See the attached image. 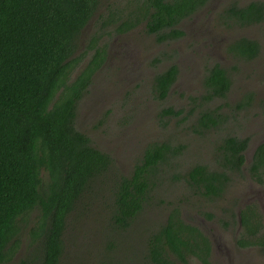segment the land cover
Listing matches in <instances>:
<instances>
[{
	"label": "trees",
	"instance_id": "16d2710c",
	"mask_svg": "<svg viewBox=\"0 0 264 264\" xmlns=\"http://www.w3.org/2000/svg\"><path fill=\"white\" fill-rule=\"evenodd\" d=\"M208 1L0 0V264H189L190 259L212 263L210 237L184 217V198L166 200L159 192L160 184L169 181L185 184L192 197H220L230 180L225 168L242 172L249 164L252 179L264 184V141L251 144L250 137L231 133L233 112L221 111L232 102L227 69L219 63L208 67L200 93L189 97L195 102L191 109L162 110L164 124L169 116L182 123L192 117L188 126L199 135L222 127L229 131L215 149L214 159L223 163L220 169L209 162L182 169L178 157L185 144L161 140L143 147L124 172L110 152L92 144L90 136L76 127L79 105L107 60L104 39L142 26L158 42L173 41L185 34L179 22ZM125 6L131 7L128 14ZM217 14L227 27L261 24L264 2L233 3ZM89 28L93 30L82 46ZM261 48L256 38L238 36L227 52L234 59L254 62L260 59ZM173 52L176 49L169 56ZM160 61L161 56H155L153 64ZM178 70L168 62L156 74L159 99L168 96ZM257 75L261 81L264 71ZM254 94L248 89L234 110L251 105ZM215 99L223 104L212 105ZM182 113L184 117L179 116ZM155 204L169 206V215L155 224L157 228L146 230L138 217ZM252 205L242 208L238 220L244 228L241 245L247 236L256 239L264 234L261 213L251 211ZM33 213L30 246L14 259L22 242L14 236L32 221L28 217ZM252 213L255 220L249 217ZM202 215L217 218L209 210ZM228 217L217 218L224 228L237 223V218ZM92 223L99 230L96 235L90 233ZM83 235L87 244L80 241ZM257 244L264 248V241Z\"/></svg>",
	"mask_w": 264,
	"mask_h": 264
},
{
	"label": "rangeland",
	"instance_id": "374dc122",
	"mask_svg": "<svg viewBox=\"0 0 264 264\" xmlns=\"http://www.w3.org/2000/svg\"><path fill=\"white\" fill-rule=\"evenodd\" d=\"M112 1L120 3L121 0ZM211 1H213L212 10L217 13V11H222L230 4L237 3L244 6L255 0ZM123 5L121 4V6ZM130 9V6H125V13L128 14L131 11ZM207 17L208 13L202 17V20L208 22ZM213 22L216 23L206 25L207 23L200 20L194 22V18L184 19L185 25L195 26L202 24L206 28L204 29L206 32L208 29L220 32V38L217 39H221L224 42L229 41L230 43V41L238 36H247L254 37L261 43L262 53L260 59H255L256 61L254 62L234 59L229 57L224 50L220 53L214 50V55H211L206 50L204 51V56L200 57V59L195 56V59L201 61L199 68L202 71L206 72L208 67L216 62L223 64L229 70L233 86L229 99L232 102H229L228 106L223 105L221 111L226 113L233 112L232 119L234 122L231 125L233 129L231 133L238 134L240 137H250L251 144L259 143L264 138L263 100L259 99L262 95L264 96V80L263 83H259L260 79L257 77L255 82L252 83L249 77V70L251 66L257 64L258 60H263L264 62V21L256 25L234 24L231 27H227L221 20L214 19ZM88 26H92V22H89ZM92 30L89 28L83 34L82 46H84L87 34H90ZM114 39L117 44L122 45L120 36L119 38L104 39L103 42H108L106 48L109 54L108 59L100 70L94 74L93 84L79 105L80 108L76 116V127L90 136L92 144L110 152L116 158L120 169L124 172H129L136 156L143 150V147L149 142L161 140H169L175 142V144H185L186 147L178 157L179 166L182 169H186L195 163L206 164L207 162H209L207 165H212L211 167L216 169L222 168L223 163L219 161L220 159H214L216 155L215 149L218 143H221L220 137H225L229 134L228 130L220 127L221 129L211 130L204 135H199L193 131L191 126H188L192 123V117L183 121V123L179 122L176 116H169L167 124H164L162 121L164 119L162 117L164 107L173 106L175 110L179 108L189 110L195 104L193 99L189 97L194 98L200 93V91H197L203 88L204 77L198 81L193 79L192 83L188 84L181 81L178 84L174 82L171 86L172 89L170 88L171 91L169 90L170 93L164 100L157 97L155 87L156 74L160 72L159 70H164L168 62L178 65L177 61L180 60L179 54L169 57H166V55L172 49L187 50L191 46H183L181 43L173 41L166 43L158 42L155 34L145 31L140 26L137 29L131 30L129 37L124 40L126 42L122 45L123 55L119 58L115 55L118 52V47L113 45ZM187 41L188 39L183 44H187ZM111 50L113 53H110ZM189 51L187 50L186 52ZM155 56H161V61L153 64L152 59ZM89 57L90 55L86 56L85 60H88ZM180 64H184V62L180 60ZM259 65L261 66V64ZM243 70L248 72V76L244 74ZM184 71L189 73L187 68ZM189 75L185 77L181 76V79L189 81L191 78ZM248 88L255 91L251 105L243 109L236 107L234 110L235 104H238V101L244 97ZM211 104L220 106L223 104V100L215 99ZM194 109V113H197L196 108ZM179 116L184 117V113ZM238 120L243 125L237 123ZM247 156V163L249 164L251 162V152H247ZM230 164L228 163V165ZM249 165L245 166L242 172H232L230 169L225 168L230 180L225 183L223 195L220 197H203L198 196V194L192 197L190 194L193 192L188 190L185 184H173L169 181H163V179V182L160 184L159 193L166 200H175V202L184 198V204L182 205L183 215L192 223H198L196 216L199 214L206 221L207 218L202 214L203 212H207V210L215 212L217 218L220 216L228 217V214L233 220L237 218V223L230 224L225 228L221 219L215 218L217 223L214 221L217 225L216 227L220 228L221 233L224 235V240L232 249V258L234 257V259H237V262L244 264H264L263 247L256 246V243L250 248H239L235 246L232 235L235 228L237 230L239 227H242V222L238 220H240L241 213L244 210L242 208L249 204L247 203V199L250 197L247 191L251 188L254 191L260 185L258 180L252 179L251 174L248 172L247 167ZM247 185H251V188H246ZM157 191L155 190L154 193ZM241 203H245V206H241ZM201 210L203 211L202 213ZM169 211L170 207L166 204L147 206L137 221L141 222V224L145 222L146 230L152 227L157 228L158 226L155 224L163 223L168 217ZM34 215L33 213L31 217H28L32 219L31 222L29 221L30 224L28 222L27 226L18 229L17 232H20V234L14 236L16 239L22 241L19 242L18 247L12 255V257L16 256L13 257L14 259H17L18 256H24V250L30 246L28 227L35 223L33 219ZM19 223L21 225L23 222L19 221ZM86 226H88V223ZM96 226L98 227V225ZM261 231L264 233V228ZM90 233L95 235L99 233V230L93 223L90 227ZM213 237L216 240L217 234L214 233ZM260 239L259 242L264 241V238ZM247 240V238H243V241ZM80 241L87 244L84 235L80 238ZM217 256L219 255H216L215 252L213 255L211 254V259L215 264L218 260ZM189 264H201V262L197 259H190Z\"/></svg>",
	"mask_w": 264,
	"mask_h": 264
},
{
	"label": "flooded vegetation",
	"instance_id": "af4514ba",
	"mask_svg": "<svg viewBox=\"0 0 264 264\" xmlns=\"http://www.w3.org/2000/svg\"><path fill=\"white\" fill-rule=\"evenodd\" d=\"M258 1V0H255ZM263 1L264 0H260ZM252 2V1H251ZM212 3L213 1L209 0L201 9L197 10L195 13L191 14L190 16L186 17V18H194V22H198L199 20L201 22H205L207 23L206 25H213L216 22H213L214 19H219V16L216 12H214L212 10ZM250 3V2H249ZM248 4V3H247ZM218 12V11H217ZM208 13V22L203 21L202 17ZM184 18V19H186ZM184 19L181 20L178 24V26L180 28H182L185 32L184 36L173 40V42L175 43H181L183 46H191L189 49V52H186L187 50H180L179 48L176 49V52H173V56H176L177 54H179L178 56L180 57V60L184 62V64H180V60L177 61L178 63V77L177 80L175 82H177V84L181 81V82H185V83H192L193 79H195V81H198L199 79H201L202 77H204V75L206 74V72L203 70H200V65L201 61L199 60L200 57L204 56V51H209L211 55L215 54V51L217 52H221L222 50L226 51V54L229 56V53L227 52V48H228V43L224 42L221 39H217L220 38L219 36L221 35L220 32L216 31V30H210L208 29V31L206 32V28H204V26L202 24L199 25H195V26H189V25H185L184 24ZM216 32V33H214ZM130 31L128 33H119L115 36V38H121V43L122 45L126 42H124V40H126V38L129 37ZM191 35V36H190ZM188 39L187 44H183V42H185V40ZM114 46L118 47V52L115 53V55L119 58H121V56L123 55L122 53V45L121 44H117L115 42L114 39ZM215 50V51H214ZM112 52V50L110 51V53ZM113 53V52H112ZM262 53V48H261V52H260V56ZM109 55V54H108ZM108 55H107V59H108ZM169 57V54L166 55ZM195 56H197L199 59H195ZM230 57V56H229ZM154 59V57H153ZM152 59V60H153ZM217 63V62H216ZM221 64V63H220ZM261 64V66L259 65ZM223 66V64H221ZM187 68L188 72L184 71V69ZM250 78L252 80V83L255 82V79L258 77L257 73H262L264 71V62L263 60H258L257 64L251 66L250 68ZM243 72H245L244 74H247L248 72L243 70ZM255 72V73H254ZM190 74V75H189ZM191 76L189 81H185L184 79H181V76L185 77V76ZM248 76V74H247ZM259 79V77H258ZM264 80V76L261 77V81L259 80V83H263ZM232 84L228 90V98H230L231 93H232ZM172 89V88H171ZM170 89V91H171ZM250 89V88H248ZM246 89V91L248 90ZM169 91V93H170ZM168 93V94H169ZM244 93V92H243ZM255 95V94H254ZM263 96V95H262ZM259 97L260 100H264V96L263 97ZM261 141H264V138L261 139ZM246 188H251V185H247ZM247 193H249V199H247V203L249 204H253L252 206H254L252 208L251 211H253L254 209H257L260 213H261V221L263 223V228H264V184H260L258 185V187H256V189L253 191L252 188L249 189L247 191ZM246 201V200H243ZM241 206H245V203H241ZM255 213V212H254ZM249 214V217L252 218L253 220H255V214ZM225 217V216H224ZM197 218V223L196 225H198L201 230L207 234L210 237V240L212 242V249H216L217 253L219 256H217V262L216 264H244L241 262H237V259H234V257L232 258L233 255H231V247L229 244H227V242L224 240V235L221 233L220 228L216 227V223L217 221L215 220V218H209V219H205L203 220L200 217V214L196 216ZM216 223H215V222ZM212 228H214V230H212ZM244 231L243 226L239 229L236 230V228L233 230V237H234V244L235 246L239 247V248H250L253 247V244H250V242H255L258 243L260 241V238H256V239H249L248 236L246 237L248 240V243H244V241L242 242L244 245H241L239 243V241L242 239V237H240V233L241 231ZM216 233L217 234V238L216 240L213 237V234ZM262 238H264V234H262ZM232 243V242H231ZM256 246L258 247H263L262 245L260 246L259 244H257ZM211 264H215L214 261H212Z\"/></svg>",
	"mask_w": 264,
	"mask_h": 264
},
{
	"label": "clouds",
	"instance_id": "9594fccd",
	"mask_svg": "<svg viewBox=\"0 0 264 264\" xmlns=\"http://www.w3.org/2000/svg\"><path fill=\"white\" fill-rule=\"evenodd\" d=\"M214 64H215V63H214ZM220 65H221V64H220ZM211 66H212V65H211ZM221 66H222V65H221ZM223 67H225V66H223ZM225 68H226V67H225ZM226 69H227V68H226ZM227 71L229 72V70H228V69H227ZM230 86H231V85H230ZM213 251L216 253V255H218V253H217V251H216V249H215V248L213 249ZM214 252H213V253H214Z\"/></svg>",
	"mask_w": 264,
	"mask_h": 264
}]
</instances>
